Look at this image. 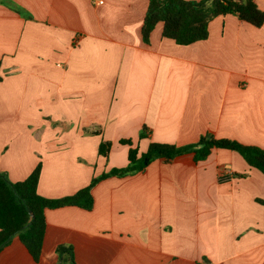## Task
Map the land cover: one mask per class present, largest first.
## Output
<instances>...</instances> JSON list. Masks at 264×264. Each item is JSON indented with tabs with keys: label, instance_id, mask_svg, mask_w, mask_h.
<instances>
[{
	"label": "crops",
	"instance_id": "0c3cea01",
	"mask_svg": "<svg viewBox=\"0 0 264 264\" xmlns=\"http://www.w3.org/2000/svg\"><path fill=\"white\" fill-rule=\"evenodd\" d=\"M149 1L0 0V171L11 181L41 162L38 193L71 196L128 164L123 139L139 154L207 132L264 149V24L219 16L208 39L179 45L160 22L145 43ZM92 194V210H46L38 261L14 237L0 264H58L62 244L76 264H264V174L238 152L157 159Z\"/></svg>",
	"mask_w": 264,
	"mask_h": 264
},
{
	"label": "trees",
	"instance_id": "16d2710c",
	"mask_svg": "<svg viewBox=\"0 0 264 264\" xmlns=\"http://www.w3.org/2000/svg\"><path fill=\"white\" fill-rule=\"evenodd\" d=\"M17 11L18 9L15 8ZM233 15L239 20L255 27L264 24V11L255 0H150L142 27L145 43L156 25L164 24L163 37L174 40L179 45H190L209 37V25L219 16ZM0 81L2 77L0 76ZM146 128L140 138H146ZM99 134L100 130L90 132ZM128 145V164L114 167L92 178L90 184L77 193L50 199L38 193V182L42 163L23 181L13 182L8 175L0 171V251L14 237H19L33 258L38 261L46 233V210L65 206H77L85 210L94 207L93 188L101 181L117 176L127 177L144 171L157 159L175 160L190 157L193 162L205 161L214 148H224L238 152L246 162L264 174V149L255 145H246L237 140L219 139L212 132L202 135L196 143L178 146L151 142L146 152L139 154L138 147H133L131 140H120ZM112 142L102 141L99 154L108 157ZM244 177L243 174H235ZM264 203V200L258 199ZM58 264H76L72 245L62 244L56 249ZM197 264H210L203 257Z\"/></svg>",
	"mask_w": 264,
	"mask_h": 264
},
{
	"label": "built area",
	"instance_id": "2783aa9c",
	"mask_svg": "<svg viewBox=\"0 0 264 264\" xmlns=\"http://www.w3.org/2000/svg\"><path fill=\"white\" fill-rule=\"evenodd\" d=\"M101 3H103V0H98V4H101Z\"/></svg>",
	"mask_w": 264,
	"mask_h": 264
},
{
	"label": "rangeland",
	"instance_id": "374dc122",
	"mask_svg": "<svg viewBox=\"0 0 264 264\" xmlns=\"http://www.w3.org/2000/svg\"><path fill=\"white\" fill-rule=\"evenodd\" d=\"M94 135H96V134H94Z\"/></svg>",
	"mask_w": 264,
	"mask_h": 264
}]
</instances>
